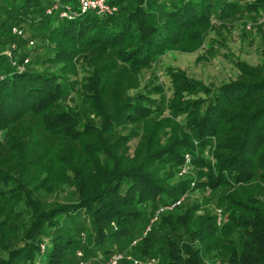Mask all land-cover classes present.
Here are the masks:
<instances>
[{"label":"trees","instance_id":"1","mask_svg":"<svg viewBox=\"0 0 264 264\" xmlns=\"http://www.w3.org/2000/svg\"><path fill=\"white\" fill-rule=\"evenodd\" d=\"M108 1L117 6L111 15L59 17L45 13L51 0H2L0 46L24 43L12 28L26 21L45 47L23 71L13 65L23 60L15 47L0 53V222L19 206L29 214L14 239L0 232V264H97L130 247L160 264H206L224 247L230 264H264V59L237 61L236 78L216 87L168 68L171 95L161 104L128 94L165 51L200 44L214 23L264 10V0ZM60 2L78 10V0ZM78 65L89 68L81 101L97 120L67 105ZM124 124L141 131L133 149ZM186 154L195 177L173 182L188 172L179 174ZM58 170L75 197L45 207L35 184ZM206 188L223 193L227 221L215 214L191 224L194 205L174 213L182 200L150 223L160 207ZM235 231L239 247L229 239Z\"/></svg>","mask_w":264,"mask_h":264},{"label":"rangeland","instance_id":"2","mask_svg":"<svg viewBox=\"0 0 264 264\" xmlns=\"http://www.w3.org/2000/svg\"><path fill=\"white\" fill-rule=\"evenodd\" d=\"M3 4L0 0V6ZM214 29L208 31L204 36L203 41L198 44L196 42L185 40L180 48L168 49L149 68L141 69L138 75V86L128 90V94H134L141 92L147 94L151 99L155 100L158 104H161V99L167 100L171 95L170 82L167 74L168 68L180 69L189 78L194 80H201L204 84L211 87H216L230 79L236 78L239 73L237 61L245 63L249 66H256L261 64L264 59V10L260 9L258 12L251 14L243 13L237 14L230 20L214 23ZM15 27L22 30L21 36L16 33H12L16 37L24 39V43L16 46L15 44L0 46V53H10L11 47L14 45L16 51L14 56L28 58V63H31L36 56L41 55L44 51L45 41L39 39L34 35V28L29 25L28 22H21L16 24ZM32 39L34 41L33 46L28 45V41ZM35 68L41 70L39 65H34ZM48 70L57 72V67H49ZM89 74V68L82 65L77 66L76 75H70V80L75 81V90H72L69 94L70 99L68 104L74 107L82 119H95L93 114L87 109V104L82 103L80 86L84 82V78ZM156 86H160L161 90L158 91ZM160 101V102H159ZM166 115V109H161ZM157 112L160 113L159 110ZM156 119H160L157 117ZM122 135H128V144L131 149L135 147L140 137V130L137 129V134L130 132L131 126L124 124L118 126ZM166 136L170 135L171 128H166ZM3 134L0 133V137ZM206 152V151H205ZM209 156L206 152V157ZM57 174L49 179L48 182H44L39 185L41 177L37 179L35 184L38 190V197L45 207L54 205L56 202L70 201L75 197L73 187L69 186L67 182L58 178V175L63 178L61 172L54 171ZM51 174L49 175V177ZM195 177L194 169L190 170L183 176L175 175L173 182H176L179 178L190 180ZM39 183V184H38ZM223 193L220 190L210 191L209 189H199L187 191L183 196L182 205L174 213H182L186 207L194 205L193 216L191 217V224L197 222V220L203 215L214 216L217 210L223 208L220 206V196ZM18 214L12 218H7L3 223L0 222V232H3L4 240L14 239V233L19 234L29 222V214L24 209V206L17 208ZM222 220L227 221V213L223 210ZM1 219V217H0ZM222 226V225H221ZM219 226L216 230L215 237L223 238V232ZM16 234V235H17ZM1 239V237H0ZM235 247L241 245V237L238 231H235L229 236ZM222 252L219 255L216 251H211V257L205 260L206 264H230L228 261L229 250L222 248ZM2 248L0 246V254H2ZM125 259L127 256L139 261L138 264H160L159 259L154 257V262L148 263V258L141 257L136 248H127L123 253ZM38 264H41L42 259L39 258ZM124 259V258H123ZM128 260V259H126ZM126 264H134L133 262H126Z\"/></svg>","mask_w":264,"mask_h":264},{"label":"built area","instance_id":"3","mask_svg":"<svg viewBox=\"0 0 264 264\" xmlns=\"http://www.w3.org/2000/svg\"><path fill=\"white\" fill-rule=\"evenodd\" d=\"M117 10V6L115 4H111L108 0H78V10H72L70 5H65L63 6L60 2V0H51V4L45 8V13L46 14H52V13H56L59 17H70V16H74L76 15L77 11L78 12H85V11H94L97 14L100 15H111L113 13H115ZM13 32L16 33L18 36H21L22 34V30L17 27H13L12 28ZM28 45L29 46H33L34 45V41L32 39H30L28 41ZM15 46L13 45L12 48H14ZM7 55L10 56V53H7ZM28 63V58H23L21 63H16L15 61L13 62V65H15L16 69L19 71H23L25 68V64ZM189 155L186 154L185 155V165L184 167L181 169L179 174H183L186 173L189 169ZM183 200V197L179 198L178 200H176L175 202L160 207L155 215L151 218L150 223L152 221H154L157 216L158 213L165 210V209H171L173 208L175 205H178L181 201ZM217 214V223L220 224L222 221V211L221 210H217L216 212ZM149 229V226L146 227V230ZM82 237L84 238V235L82 234ZM135 242H132L131 245H133ZM44 248V244H41V251ZM77 256H81L82 252L81 250H77L76 251ZM125 259V256L123 253L121 252H115L113 253L110 257H108L105 261L103 262H99L97 264H118L120 260ZM126 259H128L129 261L133 262L134 264H138L139 261L136 259L131 258V256H127ZM148 263L154 262V258H151L147 261ZM87 262L80 260L77 264H86Z\"/></svg>","mask_w":264,"mask_h":264}]
</instances>
